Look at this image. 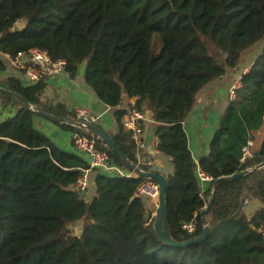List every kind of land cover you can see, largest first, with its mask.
Masks as SVG:
<instances>
[{"label": "trees", "instance_id": "obj_1", "mask_svg": "<svg viewBox=\"0 0 264 264\" xmlns=\"http://www.w3.org/2000/svg\"><path fill=\"white\" fill-rule=\"evenodd\" d=\"M19 22L21 30L13 32ZM263 40L264 0H0V54L14 58L38 48L64 60L71 79L84 65L85 84L113 110L116 148L145 172L150 170L137 161L121 127L124 111L117 108L125 96L135 109L151 111L156 149L173 169L165 178L170 237L186 243L207 228L201 242L165 246L152 230L154 219L145 217L144 199L135 197L147 181L139 177L94 171L93 197H80L72 186L88 164L57 148L32 123L33 111L74 123L72 111L43 100L46 81L25 86L2 77L0 59L1 105L14 109L0 120V264H264V169L219 182L209 212L199 215L217 179L264 161L263 132L259 148L240 162L247 136L264 126V45L241 75L197 165L182 126L197 93L236 69L242 54ZM57 126L126 168L97 137ZM196 169L211 178L203 193ZM247 199L262 205L249 217L243 212ZM191 220L196 229L188 235L181 225Z\"/></svg>", "mask_w": 264, "mask_h": 264}, {"label": "crops", "instance_id": "obj_2", "mask_svg": "<svg viewBox=\"0 0 264 264\" xmlns=\"http://www.w3.org/2000/svg\"><path fill=\"white\" fill-rule=\"evenodd\" d=\"M0 59L3 60L5 57L0 54ZM250 59L244 62L241 56L236 69L227 71L224 76L208 83L197 93L195 103L182 123L187 136L188 148L195 165H197L199 158L207 155L210 138L230 102L229 91L241 75L246 73L252 65L254 59L252 61ZM83 71L84 65L79 68L74 79L69 78L67 74L49 78L46 81L43 100L50 101L52 104H61L69 111H72L75 107L86 108L98 118L96 125L113 136L117 132L113 110L97 100L83 80ZM5 76H7L6 73L2 75V77ZM12 76L18 78V74H12ZM132 102L133 100L123 96L117 109L124 110ZM143 112L148 121L145 123L141 135L143 149L139 151L137 161L147 166L151 172L159 173L166 178L172 174V164L168 157L156 149L157 139L154 136L156 123L152 119L151 111L143 110ZM11 115L12 112L9 111L1 112L0 120ZM32 123L34 129L46 135L57 148L83 159L88 164V159L72 146L69 132H65L54 124L38 117H33ZM260 130H264V126ZM260 130L249 134L251 144L254 138L257 139L261 136L262 139L264 131ZM250 151L252 152L251 149ZM93 176V173H90L88 189L83 196L86 201H89L94 195ZM198 185L202 193L210 187L209 182L200 183L198 181ZM142 204L145 209V217L150 222L154 219L156 204L148 200H143ZM261 206L258 201L248 199V204L244 206L243 212L249 217L255 209Z\"/></svg>", "mask_w": 264, "mask_h": 264}, {"label": "built area", "instance_id": "obj_3", "mask_svg": "<svg viewBox=\"0 0 264 264\" xmlns=\"http://www.w3.org/2000/svg\"><path fill=\"white\" fill-rule=\"evenodd\" d=\"M3 56L8 61L10 67L18 74V79L25 86L34 85L40 81H47L49 78L66 74L64 60H52L46 51L38 48L30 49L25 53H19L14 58H9L7 55ZM239 80L240 79L235 82L229 91L228 96L230 101L233 100L234 92L240 86ZM133 103L134 102L123 110L124 116L121 119V127L124 131L130 134V138L136 147V158L138 159V153L143 149L141 135L143 133L144 125L148 120L144 112L133 107ZM1 112H5V110L0 104V113ZM9 112L14 113V109H10ZM72 113L76 119V122L74 123L95 125L98 119L86 108L75 107L73 108ZM70 141L75 150L88 159V169L81 170V176L72 186V189L77 193L84 194L87 191L89 175L94 171L112 177L127 179L137 177V175L129 169L119 167L113 163L105 151L96 149L90 141L78 133H70ZM251 146L250 136L248 135L246 144L241 148L240 162L251 158ZM195 174L200 183L211 182V178L204 175L199 169H196ZM135 195L136 197H140L156 204L158 186L151 181H144L137 188ZM247 204L248 199L243 202V206H246ZM195 229V223L192 220L181 225V230L188 235H193Z\"/></svg>", "mask_w": 264, "mask_h": 264}, {"label": "water", "instance_id": "obj_4", "mask_svg": "<svg viewBox=\"0 0 264 264\" xmlns=\"http://www.w3.org/2000/svg\"><path fill=\"white\" fill-rule=\"evenodd\" d=\"M20 30H21V25L18 26L17 23L13 25V27H12L13 32H18ZM7 94L9 96H11L13 99H15L16 101L24 104L25 106L30 107V105L25 100H23L21 97H19L16 93L8 91ZM33 112L35 113V116L46 119L49 122H52L54 124H57V125L58 124H68L70 126L79 128V129L97 137L101 142L104 143V145L106 147H108L120 159V161L125 165V167L128 168L130 171L134 172L137 175V177L143 178L147 181H151L158 186V197H157L156 209L154 212V220H153V224H152V230H153L154 234L156 235V237L159 239V241L161 243H163L165 246H168V247H184V246L192 244V243L201 242L205 238V235L207 233L206 227L203 229L201 236H199L197 238H192L186 243H176L172 240V238L170 237V234H169V229H168V224H167V218L168 217H167V209H166V203H165V189H166L167 183H166L165 177L159 173H156V172L142 171L136 165H133L130 162H128L125 159V157L121 154V152L116 148L111 134L105 132L104 130H102L101 128H99L96 125L70 123V122L62 120L60 118H56L52 115H49V114H46V113H43L40 111H33ZM260 169H264V161L259 163L256 166H254L251 169L241 171V172L236 173V174H234L230 177H227V178L217 179L213 183V186L211 189V198H210L209 202L206 204L205 208L200 212L199 215L201 217H203L204 215H206L209 212L211 204H212V196H213L215 187L219 182H221L223 180H236V179H239V178H242V177L248 175L252 171H257ZM78 195L80 197L84 196V194H82V193H78ZM135 197H136V195H135ZM79 223L80 222H77V225ZM75 225L76 224H73L71 227H73Z\"/></svg>", "mask_w": 264, "mask_h": 264}, {"label": "rangeland", "instance_id": "obj_5", "mask_svg": "<svg viewBox=\"0 0 264 264\" xmlns=\"http://www.w3.org/2000/svg\"><path fill=\"white\" fill-rule=\"evenodd\" d=\"M21 24H23V22H19V23H17V25L18 26H20ZM263 45H264V40L263 41H261L260 43H258V44H256V45H254L253 47H251L249 50H247V51H245L244 53H243V55H242V60L244 61V62H246L245 60H249V58H251L250 59V61H252L253 59H255V57L258 55V53L260 52V50H261V48L263 47ZM4 63H5V66H6V69H5V73H6V75L7 76H12V74H17L11 67H10V65H9V63H8V61L6 60V59H3L2 60ZM0 104H2V102L0 101ZM35 117H38V116H34V118ZM38 118H40V117H38ZM40 119H42V120H46V119H43V118H40ZM46 121H48V120H46ZM49 122V121H48ZM50 123H52V122H50ZM52 124H54V123H52ZM55 126H57V124H54ZM58 127V126H57ZM61 130H63V129H61ZM63 131H65L66 132V130H63ZM260 131H264V130H260ZM260 142H261V136L259 137V138H257V139H252V147L250 148L252 151L253 150H256L258 147H259V144H260ZM72 228V227H71ZM73 229V228H72Z\"/></svg>", "mask_w": 264, "mask_h": 264}]
</instances>
